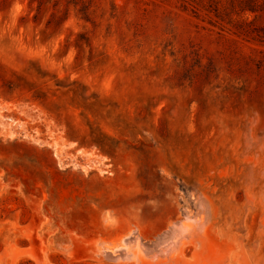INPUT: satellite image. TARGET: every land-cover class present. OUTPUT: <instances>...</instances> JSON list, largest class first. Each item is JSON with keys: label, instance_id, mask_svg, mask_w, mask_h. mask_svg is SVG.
Masks as SVG:
<instances>
[{"label": "rangeland", "instance_id": "374dc122", "mask_svg": "<svg viewBox=\"0 0 264 264\" xmlns=\"http://www.w3.org/2000/svg\"><path fill=\"white\" fill-rule=\"evenodd\" d=\"M221 1L0 0V264H264V11Z\"/></svg>", "mask_w": 264, "mask_h": 264}, {"label": "trees", "instance_id": "16d2710c", "mask_svg": "<svg viewBox=\"0 0 264 264\" xmlns=\"http://www.w3.org/2000/svg\"><path fill=\"white\" fill-rule=\"evenodd\" d=\"M191 1L193 4H195L196 6H201L203 5L202 3L205 1V0H189ZM209 1V5H208V12L209 14H212L214 19H215V24H219L220 26H223V24L225 23L226 21V17H228L229 14L226 13V10L225 8H223L221 6V0H208ZM255 3H249L248 5V9H243L242 10V14H245V12H250L252 14L254 13H258L259 11V8H261V11H264V0H254ZM204 6V5H203ZM202 6V7H203ZM231 22H228L227 24H230ZM244 26H248L249 23L247 22H244L243 23ZM250 32L248 31H245L244 29L243 30H239V34L243 35V34H249Z\"/></svg>", "mask_w": 264, "mask_h": 264}]
</instances>
